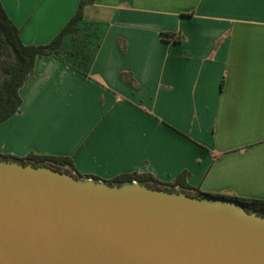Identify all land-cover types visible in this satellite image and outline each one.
Returning <instances> with one entry per match:
<instances>
[{
	"label": "crops",
	"instance_id": "0c3cea01",
	"mask_svg": "<svg viewBox=\"0 0 264 264\" xmlns=\"http://www.w3.org/2000/svg\"><path fill=\"white\" fill-rule=\"evenodd\" d=\"M0 2L24 44H43L78 0ZM19 94L0 154L264 199V0H95Z\"/></svg>",
	"mask_w": 264,
	"mask_h": 264
},
{
	"label": "water",
	"instance_id": "95a60500",
	"mask_svg": "<svg viewBox=\"0 0 264 264\" xmlns=\"http://www.w3.org/2000/svg\"><path fill=\"white\" fill-rule=\"evenodd\" d=\"M0 264H264V214L0 159Z\"/></svg>",
	"mask_w": 264,
	"mask_h": 264
},
{
	"label": "trees",
	"instance_id": "16d2710c",
	"mask_svg": "<svg viewBox=\"0 0 264 264\" xmlns=\"http://www.w3.org/2000/svg\"><path fill=\"white\" fill-rule=\"evenodd\" d=\"M94 1L78 0L74 13L66 20L58 32L47 43L43 44H24L19 37L18 28L11 22L0 2V54L4 53L7 57H10V60L0 62V122L6 120L18 110L21 104L19 89L32 71L35 58L40 55H49L52 52H57L61 46L63 36L66 33H74L77 30V23L83 17L84 6ZM161 36L165 39H178L180 37L171 31H162ZM63 54L71 57L72 51L66 50ZM0 159L17 160L23 164H49L53 169L63 170L74 177H80L79 174L72 171L71 162L65 156L30 153L26 157H16L0 154ZM87 177L85 176V178ZM134 179L144 184L166 187L183 191L187 194L233 199L245 210L264 214V199L262 198L202 192L198 189L175 188L173 185L159 182L150 175L143 173L121 174L111 180H107V182L118 184L130 182Z\"/></svg>",
	"mask_w": 264,
	"mask_h": 264
},
{
	"label": "rangeland",
	"instance_id": "374dc122",
	"mask_svg": "<svg viewBox=\"0 0 264 264\" xmlns=\"http://www.w3.org/2000/svg\"><path fill=\"white\" fill-rule=\"evenodd\" d=\"M4 60H10V57H7L6 54H0V62L1 61H4ZM19 109V108H18ZM8 119V118H7ZM5 121V120H4ZM3 122V121H2ZM1 123V122H0ZM14 127V120H7L6 122H4L3 124L0 125V131H1V134H0V139L6 137V132L9 131V129L11 130L12 128ZM40 141L39 140H36L34 142H30L28 143L26 146L27 148H31L33 146H35L37 143H39Z\"/></svg>",
	"mask_w": 264,
	"mask_h": 264
}]
</instances>
